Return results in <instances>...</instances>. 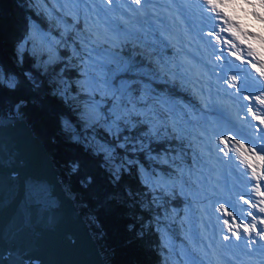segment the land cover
<instances>
[{
  "label": "trees",
  "instance_id": "obj_1",
  "mask_svg": "<svg viewBox=\"0 0 264 264\" xmlns=\"http://www.w3.org/2000/svg\"><path fill=\"white\" fill-rule=\"evenodd\" d=\"M57 4L53 0H0V71L16 81L14 88L8 87L6 80L0 82V116L20 113L45 143L106 264H184V249L194 256L199 253L189 247L190 235L200 243L205 239L196 224L203 215L193 212L189 214L195 216L192 222L187 221L184 209L191 205L188 194L178 186L145 181L139 170L162 172L171 181L181 178L188 190L196 186L188 183L189 173L193 177L190 166L200 165L205 157L207 160L196 141L198 133L190 129L191 125L199 127L191 109L198 113L200 106L194 102V90L191 93L188 88L196 78L181 61L183 50L170 33L171 19L157 24L165 29L162 35L154 33L158 41L140 38L120 44L94 27L84 12L76 15L67 2L63 7ZM33 25L61 40L50 63L47 51L33 48L29 39ZM87 36L96 47L131 60L136 67L123 76L133 88H139L144 80L176 98L175 102L184 100L190 109L184 111L189 125H182L170 110L156 111L161 120L155 123L140 116L131 120L135 127L122 121L118 132L81 116L79 103L87 95L77 87L81 69L78 53ZM155 101L151 100V105L157 106ZM206 116L210 117V112ZM150 128L156 135L147 139ZM125 137L130 139L125 142ZM140 142L145 145L143 150ZM99 144L114 149V158L106 160ZM125 159L132 163H124ZM163 229L175 236L173 245L165 244Z\"/></svg>",
  "mask_w": 264,
  "mask_h": 264
},
{
  "label": "rangeland",
  "instance_id": "obj_2",
  "mask_svg": "<svg viewBox=\"0 0 264 264\" xmlns=\"http://www.w3.org/2000/svg\"><path fill=\"white\" fill-rule=\"evenodd\" d=\"M67 5L76 15L81 12H84L85 15L87 14L88 21L94 27H98L107 37L114 38L120 44L128 40L137 41L140 38L144 40L145 38L156 39L158 41L159 36L154 33L162 35L165 32V29H160L157 26L161 22L159 17L167 15L171 18V21H174L170 33L173 38L176 36L174 38L175 42L181 45L183 50L181 53L182 63L189 67L187 70L196 78L193 81L194 83L188 86V88L191 93L194 90V102L200 106L198 113L191 109L195 113L194 118L197 120L199 127L196 128L191 125L190 129L196 130L198 133L196 141L199 143L200 150L207 155V160L205 157V159H200V165L192 163L190 166V172L193 174V177L189 173L188 183H194L196 186L188 190L181 178L171 181L162 172L156 171V173H152L146 171L143 167H139L140 174L145 181H156L155 184L153 183L154 185H162L163 187L178 186L183 189L184 194H188L187 196L191 202V205L184 209L187 221L192 222L191 218L195 216H189V214L193 212L199 211L203 215L202 220H197L196 224L204 231L205 239L200 243L195 238V235H190L189 247H192L193 251L195 250L199 253L194 256L190 251L184 249L183 254L185 256L183 255L184 258L182 260L184 264H192L194 258L196 264H200L201 261L203 264H264V254L260 252L248 253L245 245L240 241H235L231 236L229 241L222 239L223 235L230 234L226 231L227 226H225L223 232L221 231L220 226L217 224V217L221 218V223L223 218L229 219L230 223L233 222L231 217H227L226 213L214 211V209H219L221 203L224 204L228 211L236 215L235 223L251 224L253 222L251 217L241 219L240 215L237 214L238 211H243L246 214L247 211L251 210L258 216H264V214L258 213V209H252L248 205H244L239 209L233 207V204L243 205V201H240L239 197L240 195H244L245 189L253 191L252 195H245L246 200L258 203L261 197L256 196L254 193V182L251 184L243 183L234 166L222 162L220 158L223 157V153L217 155V143L220 141L222 135L230 138L229 148L234 147L231 138H235V140H239L242 144L248 146V148L256 147V152L264 155L256 144H250L248 139L237 134L238 131L243 130L251 133L253 136L259 135L256 132L257 127L260 129V133H264V125H260L259 121L255 120L251 113L247 112V108L251 107L257 116H264V105H260L255 100V96H261L264 99V90L260 89L259 83L254 79V77H259V73L255 69H252L250 65L244 64L240 59V57L247 59L246 53L233 49V51H237V56L231 57L235 62L232 67L236 70L224 72L220 67H216L218 64H225L226 66V62L215 60L212 48L201 37L202 31L207 33L212 31V29L202 26V18L199 12L201 7L200 0H157L156 3L145 6L154 10L152 14L137 12L135 9L138 6L125 3L124 0H121L119 9L115 8L114 0L113 10L111 11H101V9L106 8V5L101 4L99 0H95V2L88 0V3L79 5L67 3ZM77 7L80 9L79 11H76ZM256 10L264 14V9L259 8V6H257ZM229 11L236 16L238 22L246 31H254L264 36V21L252 15L253 9L250 5L242 3L241 0H235L231 4ZM149 30L153 36L147 32ZM50 36L53 37L52 35ZM208 39L211 38L209 37ZM253 42L261 53L264 54V48L260 47V41L255 40ZM85 48L87 51L78 53L80 60L78 64L81 69L79 71L80 78L78 79L77 87L79 88V92L87 95L79 103L83 110L80 115L89 118L93 123L94 121L95 123L102 122L105 127L116 131L115 127H110L112 120L115 119L114 116H110L114 103L112 93L106 90V86L103 83L99 87L105 90H96L94 88V82H89L90 77L88 74L95 72L99 76L100 71L98 68L87 67V65L92 63L89 60V55L96 60H103L105 59L103 53L109 51L96 46L97 51H92L93 44H86ZM115 53L123 57L124 60L131 62L126 55L119 52ZM220 54L219 51L215 53V55ZM253 63H257L258 67L260 66L259 62L255 59H253ZM246 68L249 69V72L245 71ZM234 75L238 77V82H233L236 83V88H233L228 83L231 76ZM3 77V80H6L7 83H9L10 78H14L11 75L7 76L5 74H3ZM118 79L131 83L124 76ZM245 79L248 80L249 90L237 93V88H241ZM259 80L264 82V77H259ZM133 95L137 98L142 97V99L135 106L138 114L132 115L131 120L140 116L144 121L155 123L159 119L161 120V114L159 119L156 118V111L163 112L164 110H170L171 116L179 117L182 125H189L190 120L184 118V111L190 109L182 103L184 100L175 102L177 101L176 98L172 99L170 96L165 95L164 92L158 90L152 83L144 80H141L139 88H133ZM243 96H252L253 99L248 101L243 99ZM151 100H156L157 106L151 105ZM93 101H95V105ZM128 107L131 108L132 106L128 105ZM222 107H225V109ZM121 108H123V105H121ZM209 112L210 117H207L206 114ZM121 115L124 116V113L121 112ZM122 121L118 122L119 127ZM261 143H264V140H261ZM219 147L223 148L224 145L219 144ZM232 154V151L228 152L229 157ZM237 163H239V158L237 159ZM256 163L257 170L259 171V163ZM149 173L151 174V180L146 175ZM161 181H166V183L161 184ZM261 189L264 190V181H261ZM256 223L257 228H260L259 220ZM163 235H165V244L167 246H171L176 242L175 236L171 231L169 233V230L163 229ZM254 235L255 233H253ZM243 236L244 233L241 230V240Z\"/></svg>",
  "mask_w": 264,
  "mask_h": 264
},
{
  "label": "snow or ice",
  "instance_id": "obj_3",
  "mask_svg": "<svg viewBox=\"0 0 264 264\" xmlns=\"http://www.w3.org/2000/svg\"><path fill=\"white\" fill-rule=\"evenodd\" d=\"M55 3L60 4L62 7L65 3L70 4H86L88 0H54ZM95 2V0H93ZM101 4H105L106 8L101 9V11H111L113 10L114 0H99ZM125 3L134 4L137 12H146L152 14L153 9L147 8L145 6L152 5L157 2V0H124ZM235 0H200V16L202 18V26L212 29L207 33L201 32V37L205 39L206 43L212 48V54L215 60L226 62L225 64H218L216 67H220L222 71L226 72L227 70H236L232 66L234 61L231 57L237 56V51L233 49H238L239 51L245 52L247 59L240 57L242 62L246 65H250L252 69H255L259 73V77H264V54L255 46V40L260 41V47L264 48V36L259 35L254 31H246L238 22L235 15H233L229 8ZM242 3L248 4L252 7V15L258 19L264 21V14L260 11H257V6L264 9V0H241ZM121 0H115V8H120ZM80 9L77 7L76 11ZM33 31L30 33L29 39L33 41V48L39 49L40 51H47L49 53L50 63L55 56V48L58 45H61V40H56L51 37L48 33L44 32L38 26H32ZM63 36V34H62ZM211 39H208V38ZM93 39L91 36L85 37V41L81 44L82 51H87L85 44H92ZM92 51H97L93 45ZM219 51L220 55H215ZM73 55H77L75 49H73ZM105 59L96 60L94 57L89 55V60L92 61L90 65H87L89 68H98L100 75L97 76L95 72L89 73L90 83H93V86L96 90H105L100 89L99 85L103 83L106 86V90L112 93L113 106L110 113V116H114L115 119L112 120L110 127H115L116 131H120L119 121L123 120L124 124L131 125V116L138 114L136 112V104L140 102L142 97L137 98L133 95V88L131 83L118 79L124 74L131 72V70L136 67L130 61H126L123 57L117 55L115 52L103 53ZM253 59L259 62V67L257 63H253ZM211 63V61H209ZM249 71V69H245ZM259 77H254L259 83L260 89L264 90V82L259 80ZM226 78V77H224ZM3 73L0 71V82H3ZM238 82L237 76H231L228 81L233 88H236V83ZM66 83V82H64ZM8 87L14 88L16 86L15 78H10ZM248 80L245 79L241 88H237V93L248 91ZM245 100L251 101L252 96H243ZM255 100L259 102L260 105H264V99L261 96H255ZM95 105V101H93ZM123 105V108H121ZM128 105L132 107L129 108ZM98 106V105H97ZM19 109V106H17ZM121 112L124 113V116L121 115ZM247 112L251 113L252 117L259 121L260 125H264V116H257L253 112L251 107L247 108ZM146 122V121H145ZM256 132L259 135L253 136L251 133H247L243 130L238 131V135H242L244 138L249 140L250 144H256L257 147L261 149V152L264 153V143H261V140H264V133H260L259 127L256 128ZM156 135V132L152 128L149 129V133L146 134L147 139H151ZM182 138V137H181ZM125 142H127L130 137H125ZM229 137L221 136L220 141L217 143V155L223 153V157L220 159L222 162L232 164L237 171L239 178L245 184H251L254 182V193L256 196L261 197L258 203H253L252 200H246L245 195H252L253 191L245 189L244 195H240V201H243V205L233 204L234 208H242L244 205L250 206L252 209H258V213L264 214V190L261 189V181H264V155L256 152V147L248 148V146L242 144L239 140L231 138L233 141V148H229ZM219 144H223L224 147L220 148ZM123 147L124 145H120ZM135 147V146H134ZM140 148L143 150L145 145L140 142ZM99 151L106 153V160L113 157L114 149H111L107 144H99ZM232 151V156H228V152ZM239 158V163L237 159ZM259 163L260 170H257V163ZM124 163L131 164V160H124ZM119 167L116 169L118 172ZM151 180V174H146ZM89 183L91 180L89 179ZM156 183V181H152ZM166 183V181H161V184ZM214 211H220L226 213L227 217H231L233 223L229 222V219L223 218L222 223L221 218L217 217V224L220 226L221 231H224L225 226H227L226 231L228 234L222 236L224 241H229L230 236L234 238L235 241H240L245 245V249L248 253L260 252L264 254V216H258L254 214L251 210L247 211L245 214L243 211H238L237 214L240 215L241 219H246L247 217L252 218V223H235L236 215L233 212L228 211L224 204L219 205V209H214ZM259 220L260 228H257L256 221ZM208 223V222H205ZM235 228V230H234ZM241 230L244 233L243 239L241 240ZM253 233L255 235L253 236ZM192 264H196V260L193 259ZM200 264H203L201 261Z\"/></svg>",
  "mask_w": 264,
  "mask_h": 264
},
{
  "label": "water",
  "instance_id": "obj_4",
  "mask_svg": "<svg viewBox=\"0 0 264 264\" xmlns=\"http://www.w3.org/2000/svg\"><path fill=\"white\" fill-rule=\"evenodd\" d=\"M0 264H106L59 167L20 113L0 116Z\"/></svg>",
  "mask_w": 264,
  "mask_h": 264
},
{
  "label": "bare ground",
  "instance_id": "obj_5",
  "mask_svg": "<svg viewBox=\"0 0 264 264\" xmlns=\"http://www.w3.org/2000/svg\"><path fill=\"white\" fill-rule=\"evenodd\" d=\"M167 18H169L167 15H161L160 17H159V19H160V21L161 22H163L165 19H167ZM172 22V25H171V28H173V21H171ZM176 33H179V32H176ZM180 44V43H179ZM249 72V71H248ZM254 75V74H253ZM223 109H225V107H222ZM222 111V110H221ZM222 113V112H221Z\"/></svg>",
  "mask_w": 264,
  "mask_h": 264
}]
</instances>
